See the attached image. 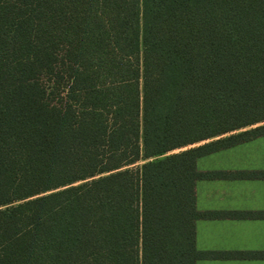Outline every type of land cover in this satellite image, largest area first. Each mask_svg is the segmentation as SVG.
<instances>
[{
    "label": "trees",
    "instance_id": "obj_1",
    "mask_svg": "<svg viewBox=\"0 0 264 264\" xmlns=\"http://www.w3.org/2000/svg\"><path fill=\"white\" fill-rule=\"evenodd\" d=\"M259 137L264 0H0V264L264 259L195 245L200 219H264L195 205L264 180L196 167Z\"/></svg>",
    "mask_w": 264,
    "mask_h": 264
},
{
    "label": "crops",
    "instance_id": "obj_2",
    "mask_svg": "<svg viewBox=\"0 0 264 264\" xmlns=\"http://www.w3.org/2000/svg\"><path fill=\"white\" fill-rule=\"evenodd\" d=\"M196 167L200 172L264 171V137L203 156ZM195 205L200 212H264V180H199ZM195 245L200 252H263L264 219H200L195 224ZM196 264H264V259L214 258Z\"/></svg>",
    "mask_w": 264,
    "mask_h": 264
},
{
    "label": "rangeland",
    "instance_id": "obj_3",
    "mask_svg": "<svg viewBox=\"0 0 264 264\" xmlns=\"http://www.w3.org/2000/svg\"><path fill=\"white\" fill-rule=\"evenodd\" d=\"M183 150H184V149H183ZM180 151H181V150H176V151H174V152H172V153H178V152H180ZM172 153H171V154H172Z\"/></svg>",
    "mask_w": 264,
    "mask_h": 264
}]
</instances>
